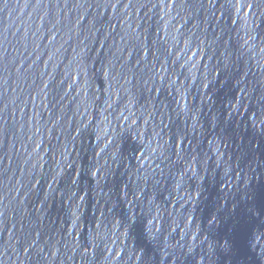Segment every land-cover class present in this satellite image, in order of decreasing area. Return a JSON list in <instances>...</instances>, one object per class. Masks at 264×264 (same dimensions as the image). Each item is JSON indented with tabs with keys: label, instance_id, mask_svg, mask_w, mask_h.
<instances>
[{
	"label": "water",
	"instance_id": "95a60500",
	"mask_svg": "<svg viewBox=\"0 0 264 264\" xmlns=\"http://www.w3.org/2000/svg\"><path fill=\"white\" fill-rule=\"evenodd\" d=\"M0 264H264V0H0Z\"/></svg>",
	"mask_w": 264,
	"mask_h": 264
}]
</instances>
